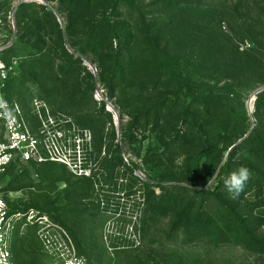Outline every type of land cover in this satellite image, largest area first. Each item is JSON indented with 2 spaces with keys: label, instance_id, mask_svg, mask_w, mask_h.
Masks as SVG:
<instances>
[{
  "label": "rangeland",
  "instance_id": "obj_1",
  "mask_svg": "<svg viewBox=\"0 0 264 264\" xmlns=\"http://www.w3.org/2000/svg\"><path fill=\"white\" fill-rule=\"evenodd\" d=\"M170 1L132 0L121 12H101L111 23L125 21V32L133 38L126 43H131L136 78L128 75L124 88L113 92L114 83L121 79L107 84L93 55L88 58L90 65L84 63L79 48L86 41L76 34L77 26L66 31L73 20L63 8L74 11L72 5L62 8L57 0H0L1 14L5 6L18 4V36L13 48L1 56L12 67V82L4 96L12 107L10 114L24 123L21 129L38 141L37 155L28 162L14 157L0 179V193L12 212L25 214L13 220L6 234L15 264H60L58 256L44 247L39 227L27 222L28 215L48 217L55 225L51 235L65 230L74 247L70 256L85 264H264V97L256 106L257 90L245 92L238 81L251 42L205 16L215 7L234 11V20L245 28V11H250L264 24V0L248 8L240 0H177L173 29L168 25L174 16L165 9ZM197 13L204 16L191 15ZM71 37L77 43L75 50ZM124 40L122 36L121 44ZM115 41L113 49L119 46V39ZM126 53L120 52L121 61L128 59ZM254 58L257 66H251L249 74L255 82L264 78V62ZM153 62H159L155 69ZM29 66H35L34 72L46 81L55 75L49 85L55 89L53 101L42 100L32 85L26 86L27 93L25 88L20 90L13 102L8 100L14 83L22 81L21 74ZM153 70L164 79H156L161 86L147 87L145 92ZM137 84L138 89L145 86L142 92L135 90ZM227 85H234L230 93L222 90ZM132 91H138V97L145 92L137 101L143 110L172 95L161 112L166 118L162 116L161 123L151 120L144 130L138 128L137 140L130 136L139 126L129 116L133 102L125 95ZM108 104L118 121L107 110ZM240 135V140L251 136L244 146L233 148ZM6 139L5 123L0 120V141ZM144 159L148 162L143 165ZM240 166L250 174L244 190L233 198L225 189L223 197L237 223L229 227L231 239L205 233L168 238L167 218H162L139 242L133 227L144 180L167 172L203 170L202 183L215 188ZM76 209L84 215H76ZM136 247L137 255L132 254Z\"/></svg>",
  "mask_w": 264,
  "mask_h": 264
},
{
  "label": "trees",
  "instance_id": "obj_2",
  "mask_svg": "<svg viewBox=\"0 0 264 264\" xmlns=\"http://www.w3.org/2000/svg\"><path fill=\"white\" fill-rule=\"evenodd\" d=\"M131 1L132 0H57L61 7L62 5L69 3L75 9H73L74 11H71V9L62 7L64 10H68L67 12L69 15H67V18L69 20H73L72 23L67 27L66 31L70 32L72 30V26L75 24L79 29L76 31V34H80L86 41L85 47L79 48V53L87 61H89L88 58L92 57V55L94 56L95 60L99 62L102 68L101 77L106 80L107 84L111 85L116 79H121L120 82L114 83L116 85L114 86L113 92H115L116 87L121 89L124 88L126 81L128 82V75L131 77V80L136 78L137 73L135 72L137 70L136 68L133 69L131 67V62L133 61L132 57H130L132 53L130 50L131 43H126L128 40L131 42L133 38L131 37L130 39V37L127 35L128 32H125L127 31V24L123 23L125 21L121 22V24L119 21L117 23H111L107 17L105 18L103 17L104 15L101 14L108 12V10H111L112 12H121V10L125 9L123 6H130L132 4ZM240 1V5L244 8H248L249 6L256 7L257 4L261 5V3H263V0ZM4 4L6 5V3ZM9 6L10 4L5 7L9 8ZM178 6H180V4L177 0H171L169 4L165 6L166 12L170 10L171 14L174 16V19L170 20V25H168L170 29H173L177 23ZM191 15L204 16L202 13ZM205 16H210L211 19H216V24L225 23V27H227L232 35H235V37H240L243 40L248 39L251 42V47L245 51L247 54V61L243 63L246 67H240L242 68V77L239 78L238 81L241 88L245 90V92H253L261 87H264V78L254 82L251 80V76L249 74L251 69H253L251 66H257V60L254 57L261 59L264 62L262 59L264 58V24L259 21L260 17H258V15H254V17L250 11H245L246 19L243 23L245 28H241L238 26L236 19L234 20L233 18L236 16L234 11L227 12L222 8L215 7L212 9V11H206ZM23 18L26 17L24 16ZM118 18L121 19L122 16L121 18ZM17 29L19 30L18 23ZM122 36L125 37L124 44H121ZM73 38L74 37L70 38V43L72 48L75 50L77 43L73 41ZM117 39H119V46L117 44V48L113 49V43L116 42L115 40ZM122 46H124V48L121 50ZM11 48H13V46ZM98 51L99 54H96ZM154 51L158 52L156 49ZM120 52H127L126 54L128 59L121 61ZM219 52H223V49L220 48ZM156 54L158 55L159 52ZM56 59L57 58H54L51 63L52 73L55 71ZM91 63L93 64L94 62ZM158 63L159 62H153L150 64L152 66L151 68L155 69ZM29 67V69H26L22 72V81H17L14 83L8 100L13 102L14 97L20 90L25 88L27 93L29 89L26 88V86L32 85L37 87L39 97L42 100L53 101L55 89L50 90L49 85L50 81L53 80L55 75L53 74L50 79L46 81L44 80L46 77H43V74H36L34 72L36 70L35 66ZM158 76L159 75L155 74V70H153L152 74L149 75V81L155 82L156 79H164V77L160 78V76ZM41 79L44 80V82L40 83ZM177 79H180V77ZM231 80H235V78ZM149 81L146 83L145 90V86L138 89L139 84H137L135 90H141V92L144 90L147 92V87L150 88L153 86H161L157 81L152 86H150L149 84L151 83H149ZM11 82L12 79L9 75L5 93L7 92L8 86ZM233 86L234 85H227L222 90L230 93V90ZM86 87L89 88L90 85L86 84ZM125 88L131 89L132 85H127ZM138 91H132L130 94H125L131 99V102H133L131 108H133L134 111L130 112L129 116L133 122L139 125L136 131L130 135L134 140H137L136 138L139 132L138 128L144 130L147 128L151 120L161 123L163 120L162 116L166 118L167 115H161V112H164L163 108L167 103H169V99L172 97V95H170V98L168 97V99H166L165 96L161 99H157L156 102L151 105V107L143 110L142 107H139L141 104H138L137 101H139L142 96L145 95V92L140 94L138 97ZM263 97L264 90L256 94V106H260V100ZM250 136L236 144V142L242 138V135L238 136L232 143L233 145L236 144L233 148L244 146V143L250 138ZM146 161L148 162V159L141 161V164L144 165V162ZM155 162L156 161H153V163ZM202 173L203 170L199 172L197 170L192 169L191 171V169H189L188 171L183 170L181 173L167 172L165 174L155 176V178L148 177L147 180L143 181L141 187L142 202L138 210V217L136 219L137 221L133 227L134 234L139 235L140 237L139 242L145 239L148 230L151 229L153 223L157 224L162 220V218H167V229L165 233L167 234L168 238H174L180 234L187 238H191L200 233H205L209 236L216 235L220 240L231 239L229 237V233L232 231L229 230V227L236 226L237 223L236 221L232 220V210L223 202V197L226 192L224 183L217 184L215 188L211 186L205 187L206 184L202 183V178L205 177L203 176L205 173ZM156 188L159 189L158 193L156 192ZM73 212L76 215H84V212L79 209H76ZM9 213L11 215L21 214L19 212H12L11 209ZM133 253L137 255L139 253V248L136 247L134 250H132V254Z\"/></svg>",
  "mask_w": 264,
  "mask_h": 264
},
{
  "label": "built area",
  "instance_id": "obj_3",
  "mask_svg": "<svg viewBox=\"0 0 264 264\" xmlns=\"http://www.w3.org/2000/svg\"><path fill=\"white\" fill-rule=\"evenodd\" d=\"M17 7L18 4L13 3L4 13H0V120L4 121L7 130L6 141H0V177L14 157H19L23 162H28L38 153V141L30 136L27 129L25 131L21 129L24 123L18 120L15 115L10 114L12 107L4 96L12 67H8L1 56L15 44L18 36L15 16ZM97 95H99L98 92ZM109 106L111 104L107 105V110L109 109L110 112H113ZM35 107L39 109L40 104L35 102ZM14 109L19 112L17 104H14ZM44 147L50 157H52L49 143L44 141ZM9 211L8 203L0 193V264H15L11 259V245L7 240L6 234L10 227L13 226L14 219L21 220L25 216V214L11 215ZM32 218L31 215H28L26 218L27 222L36 224L39 227L38 235L42 239L44 247L50 253L58 256L60 264H85L70 256L72 251H74V247L69 234L65 230L59 228L60 231L57 236L51 235L50 228L55 225L51 223L48 217L36 215L31 221Z\"/></svg>",
  "mask_w": 264,
  "mask_h": 264
},
{
  "label": "clouds",
  "instance_id": "obj_4",
  "mask_svg": "<svg viewBox=\"0 0 264 264\" xmlns=\"http://www.w3.org/2000/svg\"><path fill=\"white\" fill-rule=\"evenodd\" d=\"M249 178V169L245 166H240L227 175L224 179V187L226 191L235 198L244 190Z\"/></svg>",
  "mask_w": 264,
  "mask_h": 264
},
{
  "label": "water",
  "instance_id": "obj_5",
  "mask_svg": "<svg viewBox=\"0 0 264 264\" xmlns=\"http://www.w3.org/2000/svg\"><path fill=\"white\" fill-rule=\"evenodd\" d=\"M84 61H85V63H86V65L87 64H89V62L87 61V60H85L84 59ZM90 65V64H89ZM264 90V87H261L260 89H258L256 92H255V94L254 95H256L257 93H259V92H261V91H263ZM256 100V99H255ZM109 108L110 109H112L113 110V108H112V106H109ZM108 111H109V109H108ZM110 112V111H109ZM113 112H114V114H115V116H116V120L118 121V117H117V115H116V112L113 110ZM245 137H247V136H245ZM242 140H239V142L238 143H240ZM234 147V146H233ZM232 149V148H231ZM230 149V150H231Z\"/></svg>",
  "mask_w": 264,
  "mask_h": 264
},
{
  "label": "bare ground",
  "instance_id": "obj_6",
  "mask_svg": "<svg viewBox=\"0 0 264 264\" xmlns=\"http://www.w3.org/2000/svg\"><path fill=\"white\" fill-rule=\"evenodd\" d=\"M111 110V109H110Z\"/></svg>",
  "mask_w": 264,
  "mask_h": 264
}]
</instances>
